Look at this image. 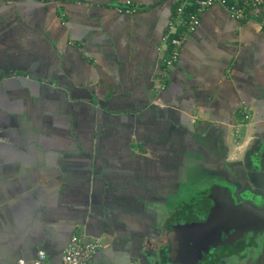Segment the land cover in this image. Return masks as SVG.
Returning <instances> with one entry per match:
<instances>
[{"label": "crops", "instance_id": "1", "mask_svg": "<svg viewBox=\"0 0 264 264\" xmlns=\"http://www.w3.org/2000/svg\"><path fill=\"white\" fill-rule=\"evenodd\" d=\"M131 1L0 0V264H61L73 234L101 264H186L195 182L210 216L240 178L264 191V3L212 4L166 67L178 0Z\"/></svg>", "mask_w": 264, "mask_h": 264}, {"label": "built area", "instance_id": "2", "mask_svg": "<svg viewBox=\"0 0 264 264\" xmlns=\"http://www.w3.org/2000/svg\"><path fill=\"white\" fill-rule=\"evenodd\" d=\"M214 3L223 5L229 15L236 19L246 16L249 6L261 5L264 0H178L174 11L171 13L167 30L162 35V41L166 45L163 62L166 67L172 66L179 58L180 50L189 34L197 27L201 13ZM119 10L132 12L135 10L131 0H126L124 7ZM244 112V117H248ZM101 246L99 239L83 241L73 234L65 244L61 257V264H101L95 259V255ZM45 251L38 250L33 259L34 264H41L45 258ZM23 259H18L16 264H23ZM111 264H136L134 261L112 262Z\"/></svg>", "mask_w": 264, "mask_h": 264}, {"label": "flooded vegetation", "instance_id": "3", "mask_svg": "<svg viewBox=\"0 0 264 264\" xmlns=\"http://www.w3.org/2000/svg\"><path fill=\"white\" fill-rule=\"evenodd\" d=\"M244 179L240 178L238 181L237 188L240 190H243L241 193L239 191L233 190L231 192V196L236 199L238 196L240 199H246L251 193L248 192V185H245ZM245 190V191H244ZM257 201L260 200V204H263L264 199V191H257ZM262 193V194H261ZM261 194V195H259ZM201 200V199H200ZM204 201H200L199 208L198 209V215L196 214L195 218L197 220L201 221V225H206L207 228L216 227L211 225L210 220L206 221V217L209 214V208L211 205H203ZM195 220V219H194ZM193 221V220H191ZM189 221V222H191ZM205 221L207 224H205ZM196 222V220H195ZM221 225H227V224H221ZM219 226V225H217ZM245 227H251L250 225H245ZM218 228V227H217ZM190 231H187L186 235L189 239H194L192 244H187L184 246V255L183 258L190 259L193 258V253L195 252L194 249L198 246H201V249H199V259L197 261V264H215V260H222V259H233L235 260L234 264H252V254L254 251L258 249L264 250V225L261 228H255L244 231L243 234L240 237L237 238H231L232 241L225 242L226 239V233L224 231H221V238H216L218 234L211 230L209 228L208 231L206 229H201V232H199L197 229H193V226L189 229ZM221 230V228H220ZM233 228L230 230L232 231ZM218 239V240H217ZM224 241V242H223ZM210 243L211 246L205 247ZM216 243V245L214 244ZM194 244V245H193ZM252 253V254H251ZM181 258V256H180ZM263 260V259H262Z\"/></svg>", "mask_w": 264, "mask_h": 264}, {"label": "water", "instance_id": "4", "mask_svg": "<svg viewBox=\"0 0 264 264\" xmlns=\"http://www.w3.org/2000/svg\"><path fill=\"white\" fill-rule=\"evenodd\" d=\"M250 193L251 194L246 199H243L239 203L235 204L233 200L230 198L229 192H228V198L231 200L230 204L232 205L231 209L229 210L227 208H224L219 214L216 213L213 216H210L213 210L209 212V214L206 217V221L210 220V223H212L211 225L214 224V226H216L213 228L209 227L211 230L216 232V234H218L216 238L218 239L221 238V233H222L221 231H224L226 233V238H229V239H226L225 242H230L232 241L231 238L234 239V238L240 237L243 234V232L248 230L249 228L251 229L261 228L264 225V202L262 205L260 204V200L256 202L258 192H250ZM206 221H205V224H207ZM193 222L194 221L187 222L185 223L186 224L185 226H188V228H191L192 226H196L199 228V232H201V229L203 230L206 229V231L209 230V228H207L206 225H201V222H196L195 224H193ZM221 222L227 225H220ZM247 222L251 227L244 226V224ZM232 228L233 230L230 231ZM184 240L188 241L189 243L187 244L191 245L194 239L192 238L188 240V237H187V239H184ZM214 244L216 245V243ZM206 246L209 247L211 245L210 243H208L207 245H205V247ZM199 249H201V246H198L194 249L195 252L193 253L194 254L193 258L187 259L186 264L188 263L195 264V262L198 261Z\"/></svg>", "mask_w": 264, "mask_h": 264}, {"label": "rangeland", "instance_id": "5", "mask_svg": "<svg viewBox=\"0 0 264 264\" xmlns=\"http://www.w3.org/2000/svg\"><path fill=\"white\" fill-rule=\"evenodd\" d=\"M201 183V182H200ZM200 183H196L195 182V184H194V186H193V189H192V193H193V195H189V196H194V198L196 199V198H199V197H201V199H203L204 198V194L202 193V191L201 190H203V183H201V185H197V184H200ZM199 195V196H198ZM191 199H193V198H191ZM201 201V200H200ZM186 202H187V200H186ZM183 204V203H182Z\"/></svg>", "mask_w": 264, "mask_h": 264}]
</instances>
